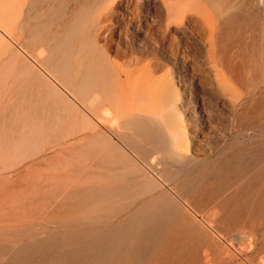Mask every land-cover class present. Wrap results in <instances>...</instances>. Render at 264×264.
<instances>
[{"label": "bare ground", "instance_id": "6f19581e", "mask_svg": "<svg viewBox=\"0 0 264 264\" xmlns=\"http://www.w3.org/2000/svg\"><path fill=\"white\" fill-rule=\"evenodd\" d=\"M150 1L126 0L129 18L134 23H139L140 11L145 2ZM253 3L254 0H158L160 11L165 15L164 37L170 36L173 26L183 32L187 41L190 38L188 34L195 32L206 45L210 68L225 60L229 67L232 66L237 82L241 81L246 66L264 62V42L260 41L257 33L264 13L262 7L260 9ZM7 6L0 0V53L3 56L7 52L10 54L9 68L13 67L17 77H12V83L8 82L6 93H29L32 102L20 96L19 102L12 104L8 100L1 107H17L25 115L33 107V101L39 98L50 111L61 108L64 117L49 118L43 127H38V123L33 121L34 137L44 128L74 127V133L80 136L78 143L83 146L85 161L88 164L92 156L95 169L93 193L82 196V199L94 200L97 206L96 214L83 223L96 229H77L20 248L15 254L17 263L25 264L27 260L40 256L47 264H63L77 257L80 258L77 264H135L149 256L167 236L176 233L172 236L174 239L180 233L179 239L185 237V230L186 234L189 230L197 232L198 235L194 234L196 237L204 234L202 236L209 242L204 243L205 238L200 239L204 248L209 243L212 250L206 246V250H210L208 253L221 248V239L214 233L217 227L220 230L222 224L226 225V219L223 218L225 222L222 219L220 224L223 217L222 214L218 217L220 206H210L218 197L213 189L228 169L238 170L243 175L252 165L245 163L247 150L244 145L227 143L223 117L219 112L203 99L200 107L195 106L190 100L194 96L192 92L177 89L170 65L185 61L189 67L183 76L186 80L200 71L189 64L188 52L192 49L189 43L185 40L181 49L179 40L177 47L171 42L167 46L169 50L164 52L167 65L143 57L118 63L111 56L112 32L107 23L112 10L100 13L98 29L94 30L90 46L81 47L75 42L79 20L67 25L60 8L53 6L44 16L46 22L62 20L61 28L51 30L45 21L30 27L24 25ZM148 14L144 19L146 28L135 23L139 42L145 36H153L155 17L151 7H148ZM245 23L253 27L249 31L251 33H247L249 37L246 35L250 42L246 43L248 38L245 40L240 34L243 31L241 24ZM237 27L241 29H238L239 33L235 31ZM103 38L105 43L99 45ZM228 41L229 49L224 53L227 47L221 45ZM2 63L5 65V60ZM12 70L10 72L13 73ZM0 85L2 87V83ZM194 93L198 94V91L195 89ZM239 94L230 98L231 111L238 119L242 106V93ZM253 152L254 161L261 162L262 151ZM261 178H264V167L255 175L256 180ZM105 225L106 228L101 229ZM179 245V252L183 255L186 249L181 248L183 244ZM227 248L221 250L229 257L234 255L233 246L229 255ZM219 252L216 254L222 255L220 258L224 263L227 256ZM181 259L190 261L189 258ZM203 261L197 260L196 264Z\"/></svg>", "mask_w": 264, "mask_h": 264}, {"label": "rangeland", "instance_id": "374dc122", "mask_svg": "<svg viewBox=\"0 0 264 264\" xmlns=\"http://www.w3.org/2000/svg\"><path fill=\"white\" fill-rule=\"evenodd\" d=\"M2 1L6 6H9L7 7L10 11L13 10L11 14L15 12L20 17L21 22L29 27L36 22L45 21L44 16L53 6L60 8L67 25L79 20L78 39L75 42H77L76 44L80 43L81 47L90 46L92 35L94 37V30L98 29L96 25L100 13L106 9L112 10L107 23L108 27H110V32H112L111 56L118 63H123L131 58L143 57L167 65L164 57V52L169 50L167 46L172 42L174 47H177V40H179L178 45L180 48L182 47L181 49L185 46L186 39L183 36V32L177 29V26H173L171 29L170 36L172 37H164L165 15L160 11L158 0H151L150 4L145 2V7L143 6L139 14L141 16L139 19L140 24L135 22L142 28H146L144 19L145 17L148 18V7H151V12L155 17V29H153V36H150L153 38L145 36V39H140L142 40L140 42L137 41L140 37L137 38L136 36L138 27L129 18L130 13L127 11L126 0ZM254 3V6H258L260 9L262 7L261 10L264 13V0H254ZM24 6L25 8H23ZM260 19L257 33L260 41L264 42V15ZM61 22L62 20L56 22L45 21L47 27L51 30L61 28ZM241 26L243 31L238 28L239 26L235 31L240 29V34L242 33L246 40L249 37L247 33H251L249 31L252 30V25L249 27V24L245 23L241 24ZM237 32L239 33V30ZM196 35L195 32L188 34L190 38L186 41L192 48L188 52L189 61L191 62L189 64H192L196 70L200 71L193 73L194 75L192 74V77H188L187 80L184 79L183 76H185V72H188L189 67L185 61L180 60L176 64L170 65L172 66L171 77H173L177 89L181 91L188 89V91L193 93L195 97L193 96L194 99L190 100L195 103V106L200 107V100L203 99L204 102L207 101L208 106H212L219 112L220 116L223 117L227 143L238 142L244 145L247 150L245 152V163L252 165V167L245 172L247 174L243 175L239 174L238 170L228 169L224 172L223 177H219L217 185L213 189L215 193H218V197L212 200L210 206L215 204H217L216 208H218V205L220 206L217 209L218 217L221 214L223 215L220 219L221 221L219 220L220 224H222L223 218L226 219V222L223 219V223L225 222L226 225L222 224L220 230L217 227L218 230L214 233L219 240L221 239V248H213L215 251L208 253L210 250H206V246H209V243H206L205 248L202 247L205 241H208L202 236L204 234L196 237L194 234L197 232L194 231L193 233L189 230V234H186L187 231L185 230V237H183L184 233L182 232V237L186 238L185 240L181 239V237L179 239L180 233L174 239L173 237L174 235L176 236V233L171 234L142 262H136L135 264H196L197 260L203 261V257L208 254L210 257H205L206 260L198 262V264H209L208 262L210 264L212 262L213 264H252L254 260L253 264L258 262L259 264H264V178H261L260 181L255 179V175L264 167V62L246 66L244 79L237 82L232 66L229 67L225 60L218 64L217 67L210 68L206 58V45ZM104 40L106 41L104 38L99 40L98 44H104ZM247 41L250 42L249 38L245 43ZM14 42L11 43L13 47L17 48ZM221 46L227 47L226 51H224L226 53L229 49V41L223 42ZM245 46L248 48L247 45ZM224 47L221 48L224 49ZM181 53H183V50ZM8 55H10L8 52L4 56L0 53V61L4 62L5 60L6 65L0 62V66H2L0 67L2 71H0V83H2V87H0V264H19L15 254L20 248L47 241L56 235L66 234L77 229L94 230L95 227L89 224L83 225V223L96 214L97 206L94 200L82 199V196L93 193L95 169L91 161L93 160L92 156H90L88 164L85 161L83 146L78 143L80 139L78 137L80 136L78 133H74L76 132L74 127L59 130L57 128L55 130H46L44 128L39 131V135L34 137L35 131H32L34 122H36L35 124L38 123V127H43L54 116L60 115L64 117L61 108L58 111H50L48 110L49 107L39 98L33 101V107L25 115H22L17 107H11L10 109L1 107L2 104L9 101L12 104L19 102L20 96H24L32 102V97L29 93H6L8 82L9 84L12 83L14 77H17L13 67H11L13 73L10 72V57ZM196 65L199 66L196 67ZM199 67L200 69H198ZM201 67L203 68L202 70ZM186 76L190 75L187 74ZM195 89L198 94L194 93ZM239 93H242V106L240 107L238 119L231 111L230 98L232 96L236 97V94L238 95ZM186 99L188 97L185 98V103ZM53 123V120H51V124ZM260 150L262 151V160L261 162H256L254 161L253 151L257 153ZM35 154L37 155L35 156ZM207 205L209 206V204ZM106 226H101V229L106 228ZM222 228L224 229L221 230ZM224 230L227 231L225 232ZM191 233L194 237H192ZM190 234L191 236H189ZM201 237L205 238V240L203 239L204 243L200 239ZM177 239L182 242L177 243ZM179 244H183L181 248L184 247L186 249L182 250L183 255L179 252L181 251V249H178L180 248ZM223 244L226 248L228 247V255L233 250L235 251L233 252L234 255L231 254V257H234L233 259L230 260L231 257L227 256L226 252H223L225 248ZM232 246L233 250L230 248ZM217 252L224 256L226 255L227 257L225 258H229V260L225 259L224 263H222L221 259L223 258H220L222 255L219 253L220 256L217 255ZM190 256H192V259H190ZM181 258H189L190 261L185 262L188 259L183 261ZM79 261L80 258L77 257L74 260L65 261L63 264H77ZM25 264L47 263L40 256H37L35 259L27 260Z\"/></svg>", "mask_w": 264, "mask_h": 264}]
</instances>
